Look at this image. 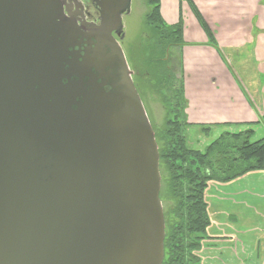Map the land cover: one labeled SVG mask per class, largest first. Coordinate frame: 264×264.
<instances>
[{"label":"water","instance_id":"1","mask_svg":"<svg viewBox=\"0 0 264 264\" xmlns=\"http://www.w3.org/2000/svg\"><path fill=\"white\" fill-rule=\"evenodd\" d=\"M131 5L80 25L63 0H0V264H163L158 144L120 42Z\"/></svg>","mask_w":264,"mask_h":264},{"label":"crops","instance_id":"2","mask_svg":"<svg viewBox=\"0 0 264 264\" xmlns=\"http://www.w3.org/2000/svg\"><path fill=\"white\" fill-rule=\"evenodd\" d=\"M193 1L213 31L218 48L210 43L186 1L161 0V13L169 24L178 23L181 17L184 21L183 81L190 123L187 132L189 138L195 130L193 138L205 149L209 144L203 141L204 136L264 128L259 122V111L264 108V0ZM229 57L232 62L237 59V66L242 67H233ZM244 62H251L250 68ZM242 77L252 89L256 83L263 85L262 93L249 89ZM231 124L240 128L231 131ZM204 127L211 128L208 135ZM215 193L224 194L218 205L208 199ZM205 198L211 224L208 238L197 253L199 264H264V170L228 183L211 182ZM257 204L262 213H257Z\"/></svg>","mask_w":264,"mask_h":264},{"label":"trees","instance_id":"3","mask_svg":"<svg viewBox=\"0 0 264 264\" xmlns=\"http://www.w3.org/2000/svg\"><path fill=\"white\" fill-rule=\"evenodd\" d=\"M183 1L190 5L210 43L218 48L213 31L194 1ZM148 2L152 9L146 18V37L137 55L131 57V64L142 100L145 91L155 93L166 110L164 124L152 125L160 156V197L173 202L171 208L164 211L163 264H199L197 253L208 238L211 224L205 198L209 184L228 183L250 172L264 170V137L253 140L255 130L250 127L238 132H223L203 151L188 145L190 123L186 113L188 100L182 60L184 21L181 17L176 24L167 23L161 13V0ZM174 49H177L178 58L172 57ZM210 130L204 127L206 135Z\"/></svg>","mask_w":264,"mask_h":264},{"label":"rangeland","instance_id":"4","mask_svg":"<svg viewBox=\"0 0 264 264\" xmlns=\"http://www.w3.org/2000/svg\"><path fill=\"white\" fill-rule=\"evenodd\" d=\"M151 9H152V7L149 4L148 0H132L130 13L123 15V26H124L125 36H124V38L122 40H120V42H121L122 48H123V50L125 52V55H126V58L128 60L129 66H130L131 70L133 71V80H134V75H135L136 72L134 70L133 64H131V57H135V55H137L138 50H139V46L141 45L142 40L145 39V37H146V33H147V29H146L147 28L146 27L147 20H146V18H147V15L150 13ZM173 54H174V56H172V57L178 58L177 57V49H174V53ZM229 59L231 60L230 57H229ZM236 62H237V59H235L233 62L231 60V63L233 65V67L235 65V67L241 68L242 66L238 67ZM245 62H247V61H245ZM245 62H244V66L249 67L251 62H249V65H248V63H245ZM239 71H241V69ZM242 80L244 81L246 86L247 85H248V87L250 86L249 82L246 79H243V77H242ZM251 82L254 83L255 79H252ZM263 82H264V79H263ZM259 87L260 86L259 85L257 86V83H256L254 88L256 90H258L259 93H262V88L261 87H263V85L260 88ZM249 89H252V86H250ZM253 89H252V91H255ZM170 93H168V95ZM144 97L145 98H144L143 103H144V106H145V109H146V112L148 114V117H149V120H150L151 124L156 126V127H159V126L163 125L164 121L166 119V110L164 108V105H163L160 97L157 96V94H155V93H147L146 91H145V96ZM260 99H262V98H260ZM256 100H259V99L256 98ZM187 110L188 109H186V113H187ZM259 113H260V116H261V118H259V122L262 123V125H264V108H262L259 111ZM230 126H232L231 131H237V129L240 128L239 127L240 125H236V124H231ZM262 129H264V128L263 127H261V128L257 127V128L254 129L255 130V135L253 136V140H255V138L260 139V138L264 137V130L262 131ZM219 130H221V128H219ZM195 133H196V131L193 130L192 133L189 135L190 140L187 137V143H188L189 146L192 144V146H193L192 148L203 151L204 150L203 145H201V144H200L201 146L198 145V141L195 138H193ZM187 134H188V132H187ZM219 134L220 133H218V134L213 133L208 138L204 136L203 141L204 142L206 141V142H208V144H210L213 140H215L218 137ZM222 195H224V194L223 193H221L219 195H217L216 193L212 194V195L210 194L208 196V199L213 200V203L215 205H218L219 204V200L222 198L221 197ZM225 195H227V194H225ZM227 199H229V196H227ZM162 203H163L164 211L165 210H169L171 208L172 204H173V202L170 201V200H162ZM256 210H257V213L258 212H260V213L263 212V209L260 206V204H257ZM222 211H223V209H222ZM246 212H248V211H245V213ZM230 213H232V209L229 210L228 214H230ZM236 213H238V212H236Z\"/></svg>","mask_w":264,"mask_h":264},{"label":"flooded vegetation","instance_id":"5","mask_svg":"<svg viewBox=\"0 0 264 264\" xmlns=\"http://www.w3.org/2000/svg\"><path fill=\"white\" fill-rule=\"evenodd\" d=\"M64 11L68 17H73L77 22L87 24H100L101 11L108 0H63ZM127 14V13H126ZM117 39L119 35L114 33Z\"/></svg>","mask_w":264,"mask_h":264}]
</instances>
